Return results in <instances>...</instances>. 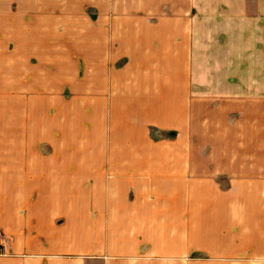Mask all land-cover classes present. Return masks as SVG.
I'll return each instance as SVG.
<instances>
[{
    "label": "crops",
    "instance_id": "obj_1",
    "mask_svg": "<svg viewBox=\"0 0 264 264\" xmlns=\"http://www.w3.org/2000/svg\"><path fill=\"white\" fill-rule=\"evenodd\" d=\"M0 33V264H264V0H0Z\"/></svg>",
    "mask_w": 264,
    "mask_h": 264
},
{
    "label": "rangeland",
    "instance_id": "obj_2",
    "mask_svg": "<svg viewBox=\"0 0 264 264\" xmlns=\"http://www.w3.org/2000/svg\"><path fill=\"white\" fill-rule=\"evenodd\" d=\"M50 1L54 2L55 0H47L48 3ZM0 41H3L2 44L5 46V43H6L5 33H0ZM4 58L5 56L0 54V60ZM5 105H6L5 81H0V119H5V116H6Z\"/></svg>",
    "mask_w": 264,
    "mask_h": 264
}]
</instances>
